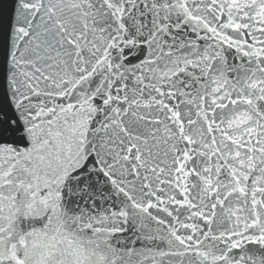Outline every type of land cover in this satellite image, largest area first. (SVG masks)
I'll return each mask as SVG.
<instances>
[{
  "label": "snow or ice",
  "instance_id": "obj_1",
  "mask_svg": "<svg viewBox=\"0 0 264 264\" xmlns=\"http://www.w3.org/2000/svg\"><path fill=\"white\" fill-rule=\"evenodd\" d=\"M0 264H264V0H0Z\"/></svg>",
  "mask_w": 264,
  "mask_h": 264
}]
</instances>
